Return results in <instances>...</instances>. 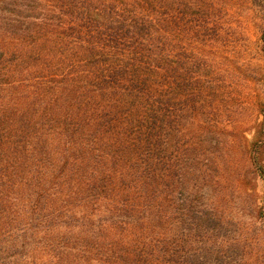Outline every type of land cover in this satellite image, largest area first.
I'll return each mask as SVG.
<instances>
[{
    "label": "trees",
    "instance_id": "1",
    "mask_svg": "<svg viewBox=\"0 0 264 264\" xmlns=\"http://www.w3.org/2000/svg\"><path fill=\"white\" fill-rule=\"evenodd\" d=\"M228 4L0 0V264H264L222 178Z\"/></svg>",
    "mask_w": 264,
    "mask_h": 264
},
{
    "label": "rangeland",
    "instance_id": "2",
    "mask_svg": "<svg viewBox=\"0 0 264 264\" xmlns=\"http://www.w3.org/2000/svg\"><path fill=\"white\" fill-rule=\"evenodd\" d=\"M228 9L222 29L225 40L218 41L215 56L219 61L220 87L214 100L222 109V125L232 129L229 136L236 142L234 150L226 156L233 168L224 172L222 178L231 203L242 207L251 203L261 223L264 218L260 217L259 207L264 206V176L254 175L252 163L257 157V164H264V147L261 145L255 153L252 143L264 119V0H229Z\"/></svg>",
    "mask_w": 264,
    "mask_h": 264
}]
</instances>
